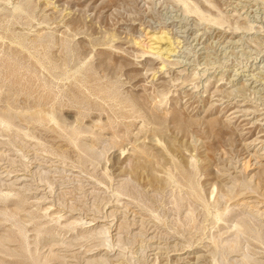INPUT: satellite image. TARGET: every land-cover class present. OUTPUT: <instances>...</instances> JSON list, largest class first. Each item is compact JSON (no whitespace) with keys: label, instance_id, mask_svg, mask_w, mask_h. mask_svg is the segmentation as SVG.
I'll use <instances>...</instances> for the list:
<instances>
[{"label":"rangeland","instance_id":"rangeland-1","mask_svg":"<svg viewBox=\"0 0 264 264\" xmlns=\"http://www.w3.org/2000/svg\"><path fill=\"white\" fill-rule=\"evenodd\" d=\"M245 1L0 0V264H264ZM164 27L160 70L135 40Z\"/></svg>","mask_w":264,"mask_h":264},{"label":"bare ground","instance_id":"bare-ground-1","mask_svg":"<svg viewBox=\"0 0 264 264\" xmlns=\"http://www.w3.org/2000/svg\"><path fill=\"white\" fill-rule=\"evenodd\" d=\"M242 1H245V0H238V2H235V4H237L239 6L240 4H242ZM245 6L249 7V5H244V7ZM196 11L200 16H203V13L199 9H197ZM173 31H175V30H173ZM173 33L174 32L171 31V28L169 29L168 27H164V28H160V29H157V28L156 29H149L148 28L144 31V35H143L142 39L140 38L138 40H135V42H136L135 44H137L138 47H140L142 49L143 54L152 53L155 57L162 58L163 61L159 67V69L161 70L165 66H167V64L164 60H169L171 57L177 55V53H178V49H179L178 45L180 44V39H178L179 36L177 37ZM235 41H231L230 43L234 44V43H236ZM181 51H184V50H181ZM186 63H185V65H186ZM249 67L241 68V70H239V69L235 70L236 73L234 76H236V78L233 79V81L235 82L234 85L239 84V87L237 89H241L244 87H251L252 89L257 91L258 93H264V88L262 87V86H264V58L263 59H261V57L258 59L256 58L255 62ZM236 98H238V97H236ZM234 100H237V99H234ZM237 101H239V100H237ZM239 107H240V105L237 106V108H239ZM242 111H244V110L239 108V109H236L232 113L236 114V113L242 112ZM261 120H263V119H261ZM19 181H20V179H18V178L15 179L16 183H18Z\"/></svg>","mask_w":264,"mask_h":264}]
</instances>
